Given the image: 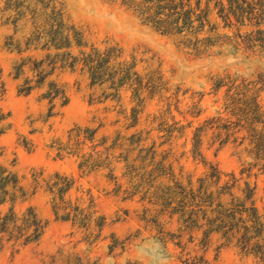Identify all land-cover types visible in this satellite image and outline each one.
<instances>
[{
  "label": "rangeland",
  "instance_id": "obj_1",
  "mask_svg": "<svg viewBox=\"0 0 264 264\" xmlns=\"http://www.w3.org/2000/svg\"><path fill=\"white\" fill-rule=\"evenodd\" d=\"M201 6L210 24L199 38L211 40L191 48L120 1L0 0V171L19 182L0 206L18 219L0 226V264H263L237 240L189 226L181 208L216 169L209 192L228 183L243 197L249 183L264 215V169L240 144L244 132L224 126L232 87L261 88L264 107V50L246 40L251 26H228L212 0ZM60 10L71 45L45 46L37 29L49 30L44 13ZM109 46L119 50L113 70H131L120 85L93 83L81 62ZM50 88L61 93L53 108ZM56 173L73 184L58 211L47 186ZM71 209L77 218L63 219ZM30 212L46 227L25 244Z\"/></svg>",
  "mask_w": 264,
  "mask_h": 264
},
{
  "label": "trees",
  "instance_id": "obj_2",
  "mask_svg": "<svg viewBox=\"0 0 264 264\" xmlns=\"http://www.w3.org/2000/svg\"><path fill=\"white\" fill-rule=\"evenodd\" d=\"M114 1H120L123 5L135 10L145 24L152 26L157 31L179 37L187 47L198 48L199 43L205 42L203 40H211V37L199 38V35L210 24L209 11L202 8V0ZM212 1L215 2L219 15L228 26L235 24L251 26L252 29L247 32L246 40L250 45L259 46L264 50V0ZM44 14L48 21L47 24L51 23V27L49 30H45V27H38L37 30H42L46 35L39 31L36 38L41 42L44 36H47L45 46L69 47L72 42L71 33H69L71 26L64 22V12L60 10ZM36 15L41 16L42 14ZM80 42H78L79 45H81ZM117 58H119V50L115 46L105 49L94 47L91 52L83 53L81 62L90 72L93 83L112 81V83L120 85L129 80L131 70H124V68L118 72L113 70V63ZM113 71H115L114 74ZM37 83L36 86H33L31 82H27V87H21L19 91L29 94L35 87H41V81L39 80ZM245 87L247 88L244 91H240ZM232 89L236 91L228 95L227 109L231 116L224 122L225 129L229 135L244 132V135L240 137V144L247 143L249 153L255 160V166L261 165L264 169V107L259 100L261 88L256 89L254 86L246 85L242 88L232 87ZM60 94L50 88L45 96L52 103V108ZM235 117L236 119H232ZM2 119L4 118L0 117V121ZM219 120L221 121L223 118H219ZM81 132L80 128L79 134ZM235 138L237 140L239 136ZM81 167H83L82 164ZM220 179L221 172L216 169L201 179L200 188L197 193L192 195L191 205L188 202V195L185 194L181 208L183 207V210L190 208L191 213L187 223L197 229L205 227L204 234L206 236L220 233L228 241L237 240V244L244 252L259 257L264 264V215L260 213L255 202V187L246 183L243 197H237L231 191L233 185L227 183L217 190V195H219L217 196L214 191L209 192V185L213 182L219 183ZM18 185L19 182L15 174L6 172L4 169L0 171V190L5 194L4 198L0 199V206L7 202V197L11 193L8 187L12 186L13 189H16ZM72 185L71 179L60 173H56L54 178L48 182L47 186L53 194L54 207L57 211L60 210L57 199L63 201ZM184 193H186L185 190ZM225 194L232 196V199L230 201L222 200L220 196ZM77 212L78 210L71 209L62 218L67 220L72 217L77 218L79 214ZM15 220L18 221L13 207L9 212H3L0 209V226L5 228V232ZM21 221L24 225L22 228V232H24L22 236L25 237L24 243L37 242L44 233L45 223L33 212L23 216ZM1 239L2 237H0Z\"/></svg>",
  "mask_w": 264,
  "mask_h": 264
}]
</instances>
